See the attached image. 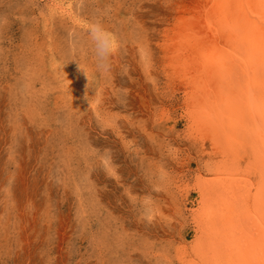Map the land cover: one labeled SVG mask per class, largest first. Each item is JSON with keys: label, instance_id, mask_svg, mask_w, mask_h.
<instances>
[{"label": "rangeland", "instance_id": "rangeland-1", "mask_svg": "<svg viewBox=\"0 0 264 264\" xmlns=\"http://www.w3.org/2000/svg\"><path fill=\"white\" fill-rule=\"evenodd\" d=\"M192 1L0 0V264H178L216 159L163 62ZM92 22L116 39L107 70Z\"/></svg>", "mask_w": 264, "mask_h": 264}, {"label": "bare ground", "instance_id": "bare-ground-1", "mask_svg": "<svg viewBox=\"0 0 264 264\" xmlns=\"http://www.w3.org/2000/svg\"><path fill=\"white\" fill-rule=\"evenodd\" d=\"M176 12L166 75L183 90L187 134L216 159L197 179L193 239L175 246V261L264 264V0H194Z\"/></svg>", "mask_w": 264, "mask_h": 264}, {"label": "clouds", "instance_id": "clouds-1", "mask_svg": "<svg viewBox=\"0 0 264 264\" xmlns=\"http://www.w3.org/2000/svg\"><path fill=\"white\" fill-rule=\"evenodd\" d=\"M85 27L98 67L107 70L109 58L117 47L115 36L98 22L88 23Z\"/></svg>", "mask_w": 264, "mask_h": 264}]
</instances>
